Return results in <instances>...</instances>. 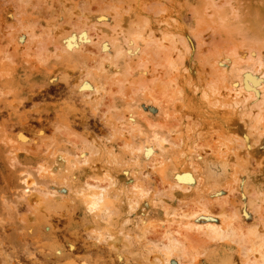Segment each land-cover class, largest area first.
I'll return each instance as SVG.
<instances>
[{"label":"rangeland","instance_id":"374dc122","mask_svg":"<svg viewBox=\"0 0 264 264\" xmlns=\"http://www.w3.org/2000/svg\"><path fill=\"white\" fill-rule=\"evenodd\" d=\"M263 73L264 0H0V264H241L221 206L264 254Z\"/></svg>","mask_w":264,"mask_h":264},{"label":"bare ground","instance_id":"6f19581e","mask_svg":"<svg viewBox=\"0 0 264 264\" xmlns=\"http://www.w3.org/2000/svg\"><path fill=\"white\" fill-rule=\"evenodd\" d=\"M147 38L144 37V38L141 39L142 42H143L144 47L147 46V49H148V46H149V48L152 49V51H154V53H156V55L157 54L165 55V44H164L165 39L164 38H162L161 36L158 39H156V38L155 39H153V38L152 39H147ZM134 41H135V39H134ZM150 49H148V50H150ZM235 64H238V63L236 62ZM250 66L256 67L254 69L258 68V70H260L261 62H260V60L258 58L253 57V61H252ZM263 74L261 76L264 77ZM210 86H211V90L215 89V87L212 84V82H210ZM232 89H233V87H229L228 88L227 95L230 92H232ZM262 91H264V83H263V90ZM230 95H231V93H230ZM236 95L234 97H236ZM201 96H202V98L205 99L206 98V93L204 91H202ZM237 97H238V95H237ZM263 97H264V95H263ZM210 98H212V97H210ZM217 102L218 101L214 100L212 105H217L218 108L222 107V106H226L225 103H222V102L219 101V103L217 104ZM233 102L234 101L229 100L227 102L228 103L227 105L229 106ZM237 102H238V100H237ZM262 102H264V98H263V101H261L258 104V106L254 109V113H255V115H254L255 119L254 120H256V121L261 119V111H262V109H261L262 104L261 103ZM153 137H156L155 138L156 140H157V138H159L158 139L159 143L162 142L163 138L162 137H157V134L154 133ZM84 161H85V159H84ZM21 181L24 183V186L22 188V193L25 194V193L32 192L33 181L30 180L29 177H27V176L22 178ZM100 195H101L100 190H98L97 188H95V187L88 188V191L86 193H84L83 196H82L83 197V202H84L86 208L88 209V204L92 203V200L90 199V197H93V196L100 197ZM38 196H39L38 200L43 201V196L41 194H38ZM107 197H108V195L106 193H104L103 198L100 201L97 202L98 203V207L96 208V210H98L100 212V210H103V209L106 208ZM203 205H201L199 207L197 206L198 210H202L203 212L207 211L205 209L207 206L205 204H203ZM218 209L219 210L217 212H218L219 215L228 218V219H226L223 222V225L219 226V227L214 226V225H207L203 230L199 231L197 229L198 231L196 230V232H198V234H200V235H202L203 237H206V238H210V239H216V238L217 239H225V240L234 242L236 244V249H237L238 255L242 254L243 252H244L243 254L246 255V258L241 261V264H264V254H260V253H256L255 252L256 245H257V242L259 241V237H260L259 234L257 236V232H256L257 221H256V223H249V224H244V223H241L240 221L235 222L237 220H233L231 218V216H233L232 210H227L223 206L219 207ZM198 210H197V212H199ZM189 213L192 214L194 212L192 210ZM181 214H182V212H181ZM181 214H180V216H182L183 214L185 215V213H183L182 215ZM231 220H233V221H231ZM179 237H181V236H179ZM183 237H185V236H183ZM178 239L180 240L181 238H178ZM178 239L177 238H174V239L173 238H169V241L167 240L168 243L166 242V244H167L165 246L166 248L164 247L165 249H163L161 251V256H159V258H158L159 261H161L163 264L166 263L165 261H167L169 256H171L172 254H174L176 257H180V258H181V256H182V258L185 257L184 259H192V257H194V255H195V247L193 246V244H190L191 242L190 243L187 242L183 246V245H180L181 241L179 242ZM194 239L197 240V237H195V235H194ZM257 249H258V247H257ZM185 261H187V260H185ZM71 264H86V263L71 262Z\"/></svg>","mask_w":264,"mask_h":264},{"label":"snow or ice","instance_id":"6c2138e0","mask_svg":"<svg viewBox=\"0 0 264 264\" xmlns=\"http://www.w3.org/2000/svg\"><path fill=\"white\" fill-rule=\"evenodd\" d=\"M83 35H84V38L86 40V34H83ZM84 86H86V82H85V84L81 85V87H84ZM146 151L150 153L151 149H147ZM104 192H105V190L103 188H101L100 189V193H101L100 197H96V196L90 197V199L92 200V203L88 204V211L89 212H93L96 210V208L98 207L97 202L103 198Z\"/></svg>","mask_w":264,"mask_h":264}]
</instances>
